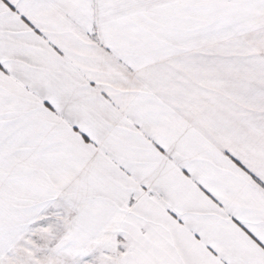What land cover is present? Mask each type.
Segmentation results:
<instances>
[{"label": "snow or ice", "instance_id": "1", "mask_svg": "<svg viewBox=\"0 0 264 264\" xmlns=\"http://www.w3.org/2000/svg\"><path fill=\"white\" fill-rule=\"evenodd\" d=\"M0 264H264V0H0Z\"/></svg>", "mask_w": 264, "mask_h": 264}]
</instances>
